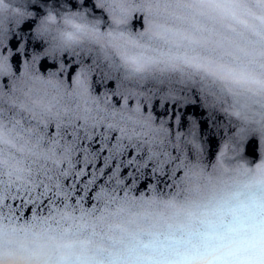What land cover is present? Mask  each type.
Listing matches in <instances>:
<instances>
[{
	"label": "clouds",
	"instance_id": "obj_1",
	"mask_svg": "<svg viewBox=\"0 0 264 264\" xmlns=\"http://www.w3.org/2000/svg\"><path fill=\"white\" fill-rule=\"evenodd\" d=\"M0 264H264V0H0Z\"/></svg>",
	"mask_w": 264,
	"mask_h": 264
}]
</instances>
